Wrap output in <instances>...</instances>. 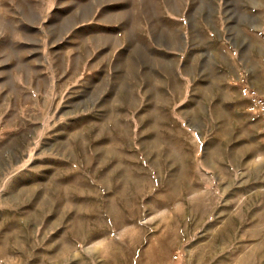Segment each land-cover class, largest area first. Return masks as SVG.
<instances>
[{
  "label": "crops",
  "instance_id": "crops-1",
  "mask_svg": "<svg viewBox=\"0 0 264 264\" xmlns=\"http://www.w3.org/2000/svg\"><path fill=\"white\" fill-rule=\"evenodd\" d=\"M243 84L264 86V0H0V202L13 206L3 217L121 226L126 206L100 191L101 172L121 170L120 140L233 139L242 126L257 139ZM31 181L36 207L25 199L21 211L17 186Z\"/></svg>",
  "mask_w": 264,
  "mask_h": 264
},
{
  "label": "rangeland",
  "instance_id": "rangeland-1",
  "mask_svg": "<svg viewBox=\"0 0 264 264\" xmlns=\"http://www.w3.org/2000/svg\"><path fill=\"white\" fill-rule=\"evenodd\" d=\"M245 129L233 139L122 138L121 170L101 172V193L118 195L126 206L115 228L91 219L87 231L77 218L73 229L19 227L3 217L13 206L0 202V264H264V135L247 138ZM20 157L34 164L33 153ZM73 161L76 168L80 156ZM17 187L21 211L25 199L34 209L32 192L26 195L33 182ZM8 190L0 188V197ZM60 242L68 250L44 249Z\"/></svg>",
  "mask_w": 264,
  "mask_h": 264
},
{
  "label": "built area",
  "instance_id": "built-area-1",
  "mask_svg": "<svg viewBox=\"0 0 264 264\" xmlns=\"http://www.w3.org/2000/svg\"><path fill=\"white\" fill-rule=\"evenodd\" d=\"M241 91L248 98V112L258 115L264 126V86L259 91L243 84Z\"/></svg>",
  "mask_w": 264,
  "mask_h": 264
}]
</instances>
